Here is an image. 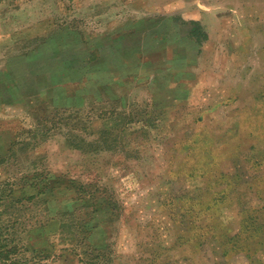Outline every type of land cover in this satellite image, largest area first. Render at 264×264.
Masks as SVG:
<instances>
[{
    "label": "rangeland",
    "instance_id": "obj_1",
    "mask_svg": "<svg viewBox=\"0 0 264 264\" xmlns=\"http://www.w3.org/2000/svg\"><path fill=\"white\" fill-rule=\"evenodd\" d=\"M233 12L244 24L234 35L240 77L223 98L220 78L187 82L195 101L216 96L206 108L224 99L223 115L170 128L161 111L150 115L144 105L159 100L169 110L164 98L177 77L119 84L104 76L102 52L111 42L142 45L147 54L159 45L158 26L201 16L214 35ZM110 84L113 97H127L110 98ZM136 100L142 105L132 115ZM64 179L79 192L58 200L53 188ZM37 194L50 210L40 230L48 240L34 244L23 234L15 263L0 264H264L257 242L264 235V0H0L3 241L44 214H11L10 199ZM98 210L109 236L98 234Z\"/></svg>",
    "mask_w": 264,
    "mask_h": 264
},
{
    "label": "crops",
    "instance_id": "obj_2",
    "mask_svg": "<svg viewBox=\"0 0 264 264\" xmlns=\"http://www.w3.org/2000/svg\"><path fill=\"white\" fill-rule=\"evenodd\" d=\"M234 13L235 12H233L232 15L230 14L229 16L226 15L220 18L214 35L210 33L207 28V21L201 16L187 17L182 24L170 25L172 27L158 26L159 45L151 49L147 54L143 51L142 45L138 46L139 49L136 48V45H134V49H128L126 41L119 40L117 42H111L110 45H108L109 47L106 48L107 46H105L102 52L104 57L102 60L103 72L105 73L104 76L115 77L119 84H121L120 82L123 80L122 77H171L172 79L177 77V79H174L177 85L173 87L168 86L169 88L167 90L170 91L166 92L167 94L169 93V95L164 98L167 100L165 105L170 107L169 110L164 109L163 104H160L159 100H152L151 102L148 100L149 105H144L145 113L150 115L160 113L161 111L164 121L171 123L169 126L170 128H175L180 123H185L195 117L203 118L206 113L211 114L214 112L215 116H217L219 112L218 115H223L226 113L224 99H222L220 103L216 102L218 105H210L212 107L206 108L205 105L209 102L208 100L211 97L216 98V96L213 95L207 98V95H204L198 101H195L187 82L190 80L189 77L220 78V81L216 84V95H221L222 97L228 84L236 82L234 77H240L239 74L236 73V69L233 65V59L235 57L234 50L238 47L234 35L235 33L244 31V24L242 25L243 18L239 13ZM249 24L250 23L247 21L245 26H249ZM246 30H248V27ZM134 42L136 43L137 41ZM42 56L45 55H42V53L38 55V57ZM35 61H37L36 58H33L30 59L28 63L30 67L34 66L33 69H30V72L33 73L34 70L37 69V64L33 65ZM143 66H145L148 74L145 73L147 71ZM162 71L165 73L160 74L159 72ZM143 74L147 76H143ZM186 78L189 79L187 80ZM112 89L113 85L110 84V98L127 97L126 94H118L116 97H113ZM131 105L132 109L136 108V110H132L130 106H128V112L130 114L133 112L137 113L140 110L138 106L140 107L142 104H139L136 100L131 101ZM192 107L195 108V112L193 113L191 111ZM134 113L132 115H134ZM225 126L223 128L227 130L228 128H225ZM120 128L123 129V127ZM234 128L235 126L233 127L232 124L230 129L233 130ZM124 129H126V126H124ZM241 129L242 128H240V130ZM99 230H102L101 233H99ZM99 230L98 234L101 235L105 233L109 236L103 225L100 226ZM257 240L258 243L261 241L264 242V239L260 237ZM259 247V251L264 253V245H260Z\"/></svg>",
    "mask_w": 264,
    "mask_h": 264
},
{
    "label": "trees",
    "instance_id": "obj_3",
    "mask_svg": "<svg viewBox=\"0 0 264 264\" xmlns=\"http://www.w3.org/2000/svg\"><path fill=\"white\" fill-rule=\"evenodd\" d=\"M107 142V141H106ZM109 143V142H107ZM2 160H4L2 158ZM44 175L42 173H37L36 177H43ZM45 188H42L40 191H44ZM55 196L58 200H65L69 199L70 197H75L77 193L79 192L76 188V183L75 181H68L66 179L63 180L58 186H55L53 188ZM40 193V192H39ZM13 194V192H11ZM39 195H31L29 197L25 196L17 201H13V199H10L9 207H8V212L11 214H16L17 212H20L21 215L23 212H31V211H36V212H44V214H41L40 216H35L36 217V222H33L31 220L26 221V219L23 222L22 226L19 227H14L13 228V236L11 235L10 240H2L0 238L1 242L0 243V261H11L12 263H15L14 258L17 256V254L20 252V242H22V236L25 233H28L29 235V241L30 243L36 244L37 242H46L48 240V237L46 234L42 233L40 230L44 228L43 223H46L49 220L48 214L50 213V210L48 209L47 205V200L46 199H39ZM84 209L88 210V215L90 216V206H82ZM9 209L11 211H9ZM101 209V208H99ZM97 211V210H96ZM100 212V215L96 216L97 213ZM98 212L95 213V211L92 213L93 219L96 218L98 223L102 222L104 224L105 230L107 233L110 235V229L107 228L106 225H109V221L107 223H104L106 221L101 217V214L103 211L98 210ZM68 216V215H67ZM70 220L72 222V226H74L75 223V215H70ZM102 218V219H100ZM108 218V217H107ZM16 220H19L16 219ZM42 221V222H39ZM95 222V220H94ZM41 224V225H40ZM97 224V223H96ZM264 228V227H263ZM109 231V232H108ZM264 232V229H263ZM260 238L264 239V235H258ZM258 237V238H259ZM257 238V239H258ZM260 245H264V242H260Z\"/></svg>",
    "mask_w": 264,
    "mask_h": 264
}]
</instances>
